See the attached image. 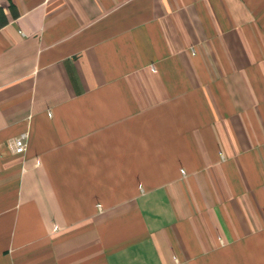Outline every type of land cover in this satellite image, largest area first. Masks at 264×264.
<instances>
[{"label": "crops", "instance_id": "obj_1", "mask_svg": "<svg viewBox=\"0 0 264 264\" xmlns=\"http://www.w3.org/2000/svg\"><path fill=\"white\" fill-rule=\"evenodd\" d=\"M0 264H264V0H0Z\"/></svg>", "mask_w": 264, "mask_h": 264}, {"label": "built area", "instance_id": "obj_2", "mask_svg": "<svg viewBox=\"0 0 264 264\" xmlns=\"http://www.w3.org/2000/svg\"><path fill=\"white\" fill-rule=\"evenodd\" d=\"M9 147L13 152L17 154H23L25 153L27 149V141H26V136H17L14 137L10 142H9Z\"/></svg>", "mask_w": 264, "mask_h": 264}]
</instances>
